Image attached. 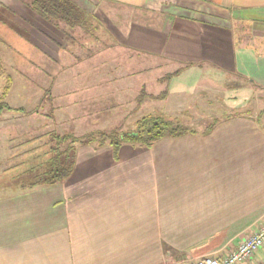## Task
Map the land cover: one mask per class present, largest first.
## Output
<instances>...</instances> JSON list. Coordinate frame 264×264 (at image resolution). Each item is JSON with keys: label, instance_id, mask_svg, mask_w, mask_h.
Wrapping results in <instances>:
<instances>
[{"label": "crops", "instance_id": "1", "mask_svg": "<svg viewBox=\"0 0 264 264\" xmlns=\"http://www.w3.org/2000/svg\"><path fill=\"white\" fill-rule=\"evenodd\" d=\"M71 1L138 13L149 27L111 33L116 50H131L129 61L164 58L159 67H180L163 78L206 67L264 85V0ZM21 8L28 11L25 26L40 33L30 40L53 44L56 51L48 53L59 61L56 31L21 1L0 0V13ZM107 57L102 62H120ZM148 70L123 65L85 81L63 73L57 84L103 101L117 89L126 96L145 92ZM263 124L243 114L219 119L208 134L163 138L151 148L76 145L71 175L53 185L32 186L25 170L0 165V264H190L226 257L264 222ZM242 264H264V246Z\"/></svg>", "mask_w": 264, "mask_h": 264}, {"label": "rangeland", "instance_id": "2", "mask_svg": "<svg viewBox=\"0 0 264 264\" xmlns=\"http://www.w3.org/2000/svg\"><path fill=\"white\" fill-rule=\"evenodd\" d=\"M78 6L89 13L86 31L57 23L65 33L63 36L55 32L59 40L56 45L62 46L59 61L54 54L48 53L56 51L53 44L44 48L30 40V37L40 38V33L25 26L28 12L25 8L23 11L17 9L14 15L0 13V61L5 69V77L0 79V91L6 77L9 82L7 93L0 98V161L7 158L1 166L17 168L19 172L25 170L26 178L31 181L38 174V168L48 166L55 148L52 140L56 137L71 134L79 137L95 132L128 133L143 117L172 118L182 129L197 134L219 119L233 115L249 113L264 122V85L206 67L192 70L189 76L163 78L169 74L166 72L180 67H159L165 64L164 58L153 61L133 58L129 61L131 50H116L117 43L113 42L115 37L111 33H118V29L124 33L122 30L126 27H149L141 23L138 13L122 8L110 10L88 1ZM145 18L150 21L148 16ZM108 54L110 57L105 60L120 62H102V56ZM88 55L92 58L84 66L81 61ZM123 65L126 70L149 69L143 77L149 86L145 92L134 94L136 90H133L126 96L117 89L101 101L100 95L80 97L76 90L64 89L57 84L59 74H71L78 78L77 81L100 79L109 70H122ZM157 75L159 81L155 83ZM25 120H30L28 136L25 135ZM21 142L25 144L23 148ZM23 150L25 164H21ZM31 167L36 170H29Z\"/></svg>", "mask_w": 264, "mask_h": 264}, {"label": "trees", "instance_id": "3", "mask_svg": "<svg viewBox=\"0 0 264 264\" xmlns=\"http://www.w3.org/2000/svg\"><path fill=\"white\" fill-rule=\"evenodd\" d=\"M26 8L34 14L42 23L53 28L63 36L65 33L58 27L62 23L68 28H80L86 31V15L89 14L71 0H20ZM58 23V24H57ZM5 77V69L0 61V79ZM2 86L0 98L9 89L7 81ZM250 82V81H248ZM249 114V113H247ZM235 116V115H233ZM231 117V116H229ZM219 121V120H218ZM216 121L204 131L208 134L218 122ZM264 129V124L262 125ZM188 133L172 118L143 117L135 124V129L123 134L113 132L89 133L82 136L63 135L52 140L55 144L54 152L50 156L48 166L38 168V174L30 181L35 185H53L65 181L72 173L74 166V154L76 145L103 146L110 145L116 151L123 144H130L145 148H151L163 138H176ZM65 146L64 148H62ZM36 170L31 167L29 170Z\"/></svg>", "mask_w": 264, "mask_h": 264}, {"label": "built area", "instance_id": "4", "mask_svg": "<svg viewBox=\"0 0 264 264\" xmlns=\"http://www.w3.org/2000/svg\"><path fill=\"white\" fill-rule=\"evenodd\" d=\"M262 246H264V222L226 257L221 259L203 257L190 264H242L249 261Z\"/></svg>", "mask_w": 264, "mask_h": 264}]
</instances>
